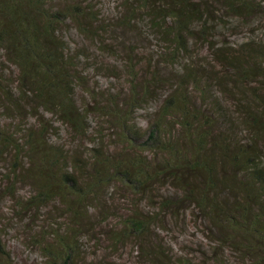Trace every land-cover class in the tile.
I'll use <instances>...</instances> for the list:
<instances>
[{"label": "trees", "instance_id": "16d2710c", "mask_svg": "<svg viewBox=\"0 0 264 264\" xmlns=\"http://www.w3.org/2000/svg\"><path fill=\"white\" fill-rule=\"evenodd\" d=\"M51 1L0 0V50L17 68L22 88L19 97L32 98L35 117L39 107L77 136L85 134V120L90 113L106 116L116 148L107 150L99 132V143L90 148L88 158L68 155L62 146L48 142L51 125L47 121L42 122L39 132L34 126L26 128L25 149L15 146L16 156L25 155L29 163L26 169L20 166L19 170L34 184L27 203L36 210L56 205L64 208L67 236L55 234L52 243L44 246L48 264H80L78 237L81 232L87 235L85 231L93 230L89 228L86 203L96 201L103 192L118 189L126 191L133 202L128 213L115 215L117 224L107 231L113 245L135 240L140 255L151 257L156 264H191L178 259L175 263L165 261L162 250L145 243L156 223L164 226L160 216H184L193 219L196 227L202 225L206 234L216 237L219 244L231 248L248 264H264V161L260 151L264 142V95L258 91L240 93L237 104H244L241 123L251 132V139L243 143L230 137L226 130L216 129L215 114L206 115L194 100L197 97L192 99L186 91L189 84L198 83L199 75L190 73L185 63L175 89L156 100L155 118L146 130L137 127L133 120L154 93L149 91L150 82L129 91L122 108L112 100L79 109L74 84L82 77L75 71V57L66 52L58 30L66 21L74 23L84 35L106 29L95 30L87 25L90 19L98 18L81 2L50 7ZM121 1L123 14L118 20L123 28L132 24L141 8L137 9L133 0ZM213 1L238 18L251 16L264 3ZM137 2L143 5L149 27L173 44L172 54H168L171 59H184L189 42L194 39L204 43L212 55L219 56L236 80L264 77V49L259 44L242 43L240 52L227 48L226 43L213 44L208 24L212 9L203 0ZM168 19L172 22L168 23ZM134 70L130 65L128 76L136 80ZM198 92L200 97L204 94ZM143 201L156 211L140 208Z\"/></svg>", "mask_w": 264, "mask_h": 264}, {"label": "rangeland", "instance_id": "374dc122", "mask_svg": "<svg viewBox=\"0 0 264 264\" xmlns=\"http://www.w3.org/2000/svg\"><path fill=\"white\" fill-rule=\"evenodd\" d=\"M137 1L133 0L134 6L141 10L135 13L132 24L123 28L119 27L118 20L123 14L121 0H53L49 3L50 7H59L65 3L81 2L87 11H95L98 18L97 21L90 19L87 25L95 30L106 29L102 33L84 35L77 31L74 23L66 21L58 30L59 37L66 44V52L75 57V71L82 77V81L74 84L78 108L109 104L112 100L122 108L129 91L139 88L145 81L150 82L149 91L154 93L134 114L133 120L137 127L146 130L155 118L156 100L166 91L175 89L183 74V66L188 65L186 69L199 76L198 83L189 84L186 91L192 99L197 97L194 100L206 115H216L214 127L226 130L234 140L249 141L251 132L247 125L241 123L244 104L237 103L241 100L242 91H258L264 95V77L236 80L219 56L212 55L204 43L194 39L189 42L184 59H171L168 54H172L173 44L155 28L149 27L143 5ZM203 1L212 9L213 16L208 24L213 44L226 43L227 48L240 52L238 47L242 43L253 42L264 49L262 0H256L261 3L259 10L245 18H238L213 0ZM167 21L172 22L171 19ZM130 50L133 51L131 55ZM130 65L135 68L136 80L128 76ZM17 73L15 65L7 60L6 52L0 50V264H48L44 246L52 243L55 234L67 236L62 217L64 208L56 205L51 209L41 207L36 210L27 203L33 194L34 184L19 170L20 166L26 169L29 163L25 155L16 156L15 146L25 149L26 128L34 126L39 132L43 121L51 125V132L46 137L48 142L62 146L68 155L88 158L90 148L99 143V132L104 137L103 145L107 150H114L116 142L111 136L109 119L101 114H89L82 136L75 135L64 123L39 107L35 117L32 98L23 100L19 97L22 88ZM198 91H204V94L200 97ZM260 151L264 161V142H261ZM131 202V196L118 189L116 192H103L96 201L86 203L89 228L93 230L85 231L87 235L81 232L78 237L80 264H156L151 257L140 255L137 241L130 240L115 246L107 236L108 229L117 224L115 215L128 213L132 209ZM139 207L146 212L156 211L144 201L139 203ZM159 218H164V226L156 223L145 243L162 250L165 261L248 264L231 248L219 244L216 237L206 234L202 225L196 227L193 219L184 216Z\"/></svg>", "mask_w": 264, "mask_h": 264}]
</instances>
